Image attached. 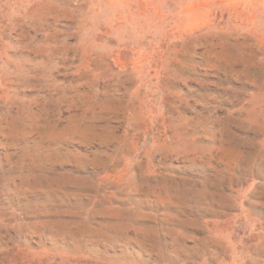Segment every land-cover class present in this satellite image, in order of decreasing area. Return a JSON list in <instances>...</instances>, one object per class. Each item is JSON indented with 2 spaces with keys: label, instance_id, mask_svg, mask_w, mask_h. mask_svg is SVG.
<instances>
[{
  "label": "rangeland",
  "instance_id": "1",
  "mask_svg": "<svg viewBox=\"0 0 264 264\" xmlns=\"http://www.w3.org/2000/svg\"><path fill=\"white\" fill-rule=\"evenodd\" d=\"M0 264H264V0H0Z\"/></svg>",
  "mask_w": 264,
  "mask_h": 264
}]
</instances>
